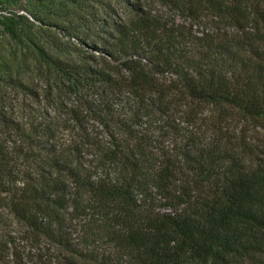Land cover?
Instances as JSON below:
<instances>
[{
	"label": "trees",
	"instance_id": "16d2710c",
	"mask_svg": "<svg viewBox=\"0 0 264 264\" xmlns=\"http://www.w3.org/2000/svg\"><path fill=\"white\" fill-rule=\"evenodd\" d=\"M67 1L81 44L36 53L106 139L86 164L50 124H7L32 151L20 169L0 140V264H264V0H157L190 24L153 0Z\"/></svg>",
	"mask_w": 264,
	"mask_h": 264
},
{
	"label": "rangeland",
	"instance_id": "374dc122",
	"mask_svg": "<svg viewBox=\"0 0 264 264\" xmlns=\"http://www.w3.org/2000/svg\"><path fill=\"white\" fill-rule=\"evenodd\" d=\"M149 2L154 13L175 18L176 22L191 23L188 17L183 19L173 14V10L157 0ZM71 6L67 0H0V140L7 141L10 156L20 169L27 167L26 155L32 150H29L30 145L24 136L9 130L7 124L10 122L20 123L25 128H31V123L33 126L50 124L57 130L55 142L60 144L59 149L68 151L72 143L84 144V150L74 156L86 164L97 157L98 142L106 139L101 127L89 116L82 117L86 129H78L70 112L79 108L81 95L70 93L68 88H63L64 83L49 76L36 53L38 45L46 46L47 52L59 55L69 40L73 44H81L77 38L69 39L67 35L66 26L71 18L67 10ZM89 47L87 45L85 49L88 51ZM82 95L87 97V92H82ZM128 104L133 108L138 106V102L130 99ZM83 114L86 115V111ZM166 121L151 119L148 122L149 135L154 138L157 148L167 146L171 141L170 132L175 130ZM185 133L186 130L179 128L176 135L180 138ZM252 136L260 152L264 148V131L257 128ZM88 142L92 144L86 145ZM0 212L6 214L7 210L1 208ZM6 226L7 229L12 227L10 221L3 217L0 219V231Z\"/></svg>",
	"mask_w": 264,
	"mask_h": 264
}]
</instances>
